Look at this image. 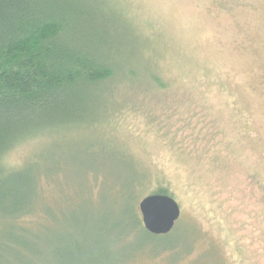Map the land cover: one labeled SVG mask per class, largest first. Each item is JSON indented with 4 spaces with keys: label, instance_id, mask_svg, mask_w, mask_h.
Segmentation results:
<instances>
[{
    "label": "rangeland",
    "instance_id": "1",
    "mask_svg": "<svg viewBox=\"0 0 264 264\" xmlns=\"http://www.w3.org/2000/svg\"><path fill=\"white\" fill-rule=\"evenodd\" d=\"M121 2L167 87H127L111 121L7 153L33 211L12 228L0 198V264H264V0ZM150 194L179 204L176 246L139 228L98 236L129 195L141 221Z\"/></svg>",
    "mask_w": 264,
    "mask_h": 264
},
{
    "label": "trees",
    "instance_id": "2",
    "mask_svg": "<svg viewBox=\"0 0 264 264\" xmlns=\"http://www.w3.org/2000/svg\"><path fill=\"white\" fill-rule=\"evenodd\" d=\"M125 11L121 0H0V198L2 208L11 207L12 228L33 211L20 174L4 162L13 147L78 118L111 121L108 100L127 87H167ZM127 199L113 224L97 223L99 237L107 226L117 237L139 228L178 244V233H148ZM140 250L130 248L128 257Z\"/></svg>",
    "mask_w": 264,
    "mask_h": 264
},
{
    "label": "water",
    "instance_id": "3",
    "mask_svg": "<svg viewBox=\"0 0 264 264\" xmlns=\"http://www.w3.org/2000/svg\"><path fill=\"white\" fill-rule=\"evenodd\" d=\"M143 228L152 235H165L171 232L180 217V206L169 195L150 194L138 203Z\"/></svg>",
    "mask_w": 264,
    "mask_h": 264
}]
</instances>
